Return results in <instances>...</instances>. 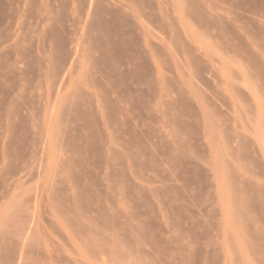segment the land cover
<instances>
[{
  "label": "rangeland",
  "instance_id": "rangeland-1",
  "mask_svg": "<svg viewBox=\"0 0 264 264\" xmlns=\"http://www.w3.org/2000/svg\"><path fill=\"white\" fill-rule=\"evenodd\" d=\"M0 264H264V0H0Z\"/></svg>",
  "mask_w": 264,
  "mask_h": 264
}]
</instances>
